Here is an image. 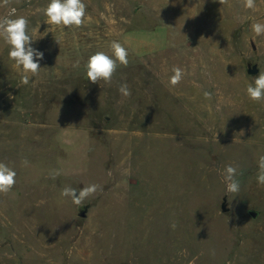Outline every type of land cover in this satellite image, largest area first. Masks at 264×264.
<instances>
[{
  "label": "rangeland",
  "instance_id": "rangeland-1",
  "mask_svg": "<svg viewBox=\"0 0 264 264\" xmlns=\"http://www.w3.org/2000/svg\"><path fill=\"white\" fill-rule=\"evenodd\" d=\"M83 2L84 24L64 28L45 23L49 0H0V18L26 17L44 53L24 85L0 39V161L17 171L0 194V264H264V101L246 95L264 71V35L250 31L264 0L255 10L244 0ZM113 40L128 66L110 84L89 82L88 57L111 54ZM174 66L185 77L172 87ZM91 183L102 191L82 205L60 195Z\"/></svg>",
  "mask_w": 264,
  "mask_h": 264
},
{
  "label": "clouds",
  "instance_id": "clouds-1",
  "mask_svg": "<svg viewBox=\"0 0 264 264\" xmlns=\"http://www.w3.org/2000/svg\"><path fill=\"white\" fill-rule=\"evenodd\" d=\"M223 5L227 0H219ZM9 0H4V4H8ZM246 9L255 10L256 0H244ZM44 15L47 17L45 23L47 25L63 26L64 28L81 27L84 24V19L87 15V5L83 0H49V3L44 8ZM29 21L26 17L18 16L15 18L4 17L0 18V39L9 46L8 57L14 61L17 68H22L25 73L21 77V83L27 85L30 76H35L39 73L40 61L44 59V53L32 45L35 41L28 31ZM250 31L256 36L264 35V23H253L250 26ZM57 43H59L57 41ZM175 46V44H171ZM111 54L104 51H96L88 57L85 64L86 77L89 82L99 84L103 81L106 84L112 82L113 76L119 66L127 67L129 64V51L119 41L113 40L110 42ZM73 67H80V61L77 60ZM172 75L169 77L168 83L175 87L182 82L185 77V71L181 67L174 66L171 69ZM30 74V75H29ZM119 92L125 98L131 95V90L127 83H121ZM246 95L253 102L264 101V71L259 72V75L254 78L252 83L246 87ZM203 96L206 100H212L213 93L204 91ZM28 160L24 159L22 164L28 165ZM62 174L60 169H50L49 177L55 180ZM238 166L227 165L224 168L223 179L226 184V192L229 194H239L241 191V183L238 179ZM17 171L9 163L0 161V194L7 195L12 191L17 183ZM256 183L258 186H264V154L259 155L257 159ZM98 191H102L100 185L91 183L80 190L65 186L62 188L60 195L68 198L74 205H82L85 200L95 195ZM171 228L175 230L177 224L175 221L171 223Z\"/></svg>",
  "mask_w": 264,
  "mask_h": 264
},
{
  "label": "water",
  "instance_id": "water-1",
  "mask_svg": "<svg viewBox=\"0 0 264 264\" xmlns=\"http://www.w3.org/2000/svg\"><path fill=\"white\" fill-rule=\"evenodd\" d=\"M258 72H259V70H258L257 66H254L253 68L248 70V74H250V75H256V74H258ZM222 210H223V212H227L228 211V209L226 208L225 204H223ZM251 215H252L253 218L257 217V213L256 212H251ZM82 217H86V211L82 212Z\"/></svg>",
  "mask_w": 264,
  "mask_h": 264
},
{
  "label": "bare ground",
  "instance_id": "bare-ground-1",
  "mask_svg": "<svg viewBox=\"0 0 264 264\" xmlns=\"http://www.w3.org/2000/svg\"><path fill=\"white\" fill-rule=\"evenodd\" d=\"M227 66V65H226ZM257 105V104H256ZM249 116V115H248ZM253 122V121H252ZM239 141V140H238ZM236 142V141H235Z\"/></svg>",
  "mask_w": 264,
  "mask_h": 264
}]
</instances>
